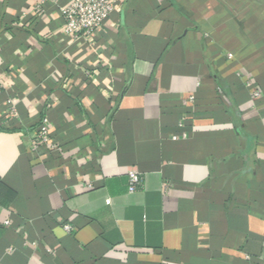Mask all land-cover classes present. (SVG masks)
<instances>
[{
    "label": "crops",
    "instance_id": "obj_1",
    "mask_svg": "<svg viewBox=\"0 0 264 264\" xmlns=\"http://www.w3.org/2000/svg\"><path fill=\"white\" fill-rule=\"evenodd\" d=\"M41 1L0 0V264H264V0H119L89 42Z\"/></svg>",
    "mask_w": 264,
    "mask_h": 264
},
{
    "label": "built area",
    "instance_id": "obj_2",
    "mask_svg": "<svg viewBox=\"0 0 264 264\" xmlns=\"http://www.w3.org/2000/svg\"><path fill=\"white\" fill-rule=\"evenodd\" d=\"M46 0H42L43 4ZM119 0H71L62 10L64 25L63 34L74 42H89L96 32L103 27L105 22L117 10ZM254 97L259 96L256 91ZM37 138L43 145L55 148L49 136L48 121L43 119L37 127ZM37 147L33 146V150ZM129 191L134 192L140 183V177L134 170L128 172ZM66 233L72 231L69 225L63 227Z\"/></svg>",
    "mask_w": 264,
    "mask_h": 264
}]
</instances>
